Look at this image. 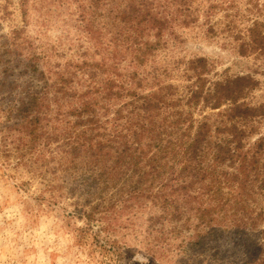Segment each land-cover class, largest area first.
I'll list each match as a JSON object with an SVG mask.
<instances>
[{"label": "trees", "instance_id": "1", "mask_svg": "<svg viewBox=\"0 0 264 264\" xmlns=\"http://www.w3.org/2000/svg\"><path fill=\"white\" fill-rule=\"evenodd\" d=\"M50 1L65 5L67 0ZM68 1L78 4L77 21L92 45L65 67L51 65L47 53L41 55L33 49V44L22 35L24 30L13 29L1 36L0 63L5 69L0 71V113L3 114L0 169L40 163L43 168H36L42 177L48 172L57 176L54 178L57 181L47 183L51 193L63 191L70 184L71 195H77L71 203L73 213L85 223L78 228V241L92 236L93 232L95 248L107 257L126 246L113 234L125 227L121 218L135 201L145 198L161 209L160 215L149 218L153 231L157 229L153 227L156 218H169L172 222L183 219L186 210L179 200L187 185L155 184L161 179V169L167 166L173 170L177 164H183V170L191 169L196 160L202 163L206 154L213 155L215 167L232 166L240 161L241 171L235 173L236 179L226 173L227 183L231 180L230 187L234 189V182H239L234 203H247L244 195L255 182L251 170L244 167L247 152L242 148L249 135L247 131L237 122L223 129L217 126L214 131L208 120L196 127L193 122L187 123L177 109L178 100L171 86L163 81L158 68L152 66L154 69L149 73L141 68L167 43L165 36L170 28L195 22L191 0ZM19 3L26 18L30 0ZM259 27L257 22L250 28L251 44L264 54V33ZM11 55L15 59H10ZM19 66L23 69L16 74L14 68ZM190 68L200 81L207 71L206 59L192 60ZM22 75L28 80L20 88ZM254 85L251 77H236L226 83L217 82L203 98L213 108L219 107L222 100L230 101L231 121L261 117L264 105L252 106L238 99ZM201 88L193 90L190 103L200 101ZM15 91L19 98L10 99ZM39 144L43 145L42 149ZM256 147L263 155L264 135L257 139ZM35 151L36 156L33 154L27 160L26 155ZM12 156L16 162L11 160ZM176 174L175 170L170 175L180 179ZM27 184L28 181H23L20 186ZM260 187L264 188V177ZM231 197L226 202L197 209L198 244L204 242L206 230L210 236L228 227L226 207L231 206ZM35 198L40 202L44 199L47 205L59 203L54 195L47 197L41 193ZM233 211L237 216L239 210L234 207ZM245 247L248 263L264 264L261 244L251 239Z\"/></svg>", "mask_w": 264, "mask_h": 264}, {"label": "rangeland", "instance_id": "2", "mask_svg": "<svg viewBox=\"0 0 264 264\" xmlns=\"http://www.w3.org/2000/svg\"><path fill=\"white\" fill-rule=\"evenodd\" d=\"M50 2L30 0L25 18L19 0H0V55L3 51L1 36L10 34L13 29L24 30L22 35L41 55L48 54L51 65L65 67L68 62L78 60L80 52L87 51L92 44L77 21L78 4L68 0L65 5ZM190 4L195 22L170 28L165 36L167 43L141 68L146 73L154 69L152 66L158 68L163 81L171 86L178 100L177 109L187 123L193 122L196 127L199 122L208 120L214 131L217 126L223 129L237 122L247 131L249 135L242 148L247 152L244 167L255 176V182L248 187L249 194L244 195L247 203H234L239 182H234V189L230 187L231 180L227 183L226 173L236 179L235 173L241 171L240 161L232 166L215 167L213 155L206 154L203 164L196 160L191 169L183 170V164H177L173 170L167 166L161 169V179L155 184L187 185L179 200L186 210L183 219L172 222L169 218H156L153 227L157 229L153 231L149 218L160 215L161 209L145 198L135 201L121 218L125 227L113 234L126 246L107 257L95 248L93 232L92 236L78 241V228L85 223L73 213L71 203L77 195H71L70 184L63 191L51 193L47 183L57 181L54 179L57 176L48 172L42 177L36 167L43 168V165L30 162L19 168L11 165L0 169V264H251L245 247L251 239L262 245L264 257V188L260 187L264 177V153L261 155L260 150L254 148L257 139L264 135V116L231 121L230 101L222 100L219 107L213 108L212 103H205L203 98L217 82L248 76L256 85L245 90L239 102L264 105V54L260 49H253L250 34V28L257 22L264 33V0H191ZM14 56L9 57L13 60ZM197 58L206 59L207 71L200 81L189 69L190 62ZM2 69L5 68L0 63V71ZM22 69L19 66L14 71L18 74ZM26 80L28 78L22 75L18 82L20 88ZM200 86L203 90L200 101L190 103L191 93ZM17 91L10 99L19 98ZM2 123L3 114L0 113V126ZM39 145L42 149L43 145ZM33 154L36 156L37 151L29 152L27 160ZM175 170L180 179L171 177ZM23 181L29 184L20 186ZM41 193L47 197L56 196L59 203L47 205L44 199L40 202L35 197ZM229 197L232 204L226 208L230 224L210 236L206 230L204 242L198 244L200 219L197 209L202 205L226 202ZM234 207L239 210L237 216L233 215ZM235 219L239 227L234 225ZM261 262L264 263V258Z\"/></svg>", "mask_w": 264, "mask_h": 264}]
</instances>
